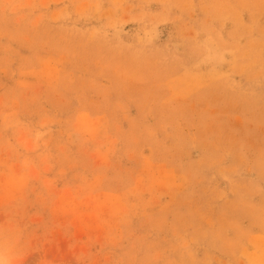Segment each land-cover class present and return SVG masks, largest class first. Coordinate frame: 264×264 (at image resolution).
Returning a JSON list of instances; mask_svg holds the SVG:
<instances>
[{"label":"rangeland","instance_id":"374dc122","mask_svg":"<svg viewBox=\"0 0 264 264\" xmlns=\"http://www.w3.org/2000/svg\"><path fill=\"white\" fill-rule=\"evenodd\" d=\"M0 264H264V0H0Z\"/></svg>","mask_w":264,"mask_h":264}]
</instances>
